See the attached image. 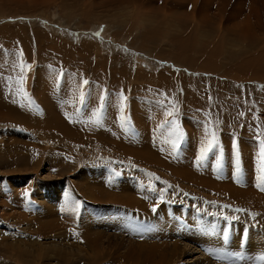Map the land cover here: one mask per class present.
<instances>
[{
    "label": "rangeland",
    "instance_id": "obj_1",
    "mask_svg": "<svg viewBox=\"0 0 264 264\" xmlns=\"http://www.w3.org/2000/svg\"><path fill=\"white\" fill-rule=\"evenodd\" d=\"M0 90V264H264V0H0Z\"/></svg>",
    "mask_w": 264,
    "mask_h": 264
},
{
    "label": "bare ground",
    "instance_id": "obj_2",
    "mask_svg": "<svg viewBox=\"0 0 264 264\" xmlns=\"http://www.w3.org/2000/svg\"><path fill=\"white\" fill-rule=\"evenodd\" d=\"M203 11V10H202ZM21 41V40H20ZM23 42V41H22ZM13 50V49H11ZM9 72V71H7ZM166 76V75H165ZM157 83V82H156ZM11 86V84H10ZM14 89V88H13ZM1 91V90H0ZM61 97V96H60ZM91 108V107H90ZM142 121V120H141ZM216 161V160H215ZM255 167V166H254ZM219 170V169H218ZM217 170V171H218ZM181 171H179L180 173ZM215 173V171H213ZM183 173H186L185 171ZM191 174V173H190ZM219 174H220V171H219ZM199 174H196L194 177L192 175H187L188 178H190L193 182H196L198 183L199 181L197 180ZM247 179V178H246ZM202 180V179H201ZM217 181V180H216ZM204 182V180H202V183ZM201 184V183H200ZM234 184V183H233ZM207 186V185H206ZM239 186V185H238ZM242 187V186H241ZM224 188L227 189V194H231L232 197H234V199H236L237 201H241L242 200V197L245 196V201H248L249 205H253L255 207H257L258 209H262L264 210V197L261 198L260 196H258L257 194H254V192H250V191H241L239 189H235V188H231L229 186H225ZM243 189L245 190H248L247 187H242ZM225 192V191H224ZM109 198V197H108ZM115 200V199H114ZM117 202V201H116ZM118 203V202H117ZM241 203V202H240ZM128 207L131 209V210H134V208L136 207L134 204H132L130 201H128ZM243 204V203H242ZM144 208H138L136 210H143ZM166 226V225H165ZM181 231V230H180ZM201 232V231H200ZM182 233V232H181ZM204 233V232H203ZM195 234V237L199 234V232H194ZM192 237V236H191ZM194 237V238H195ZM199 239L200 243L204 242V239H206V234L204 233L202 238L200 239L199 237L197 238ZM206 241V240H205ZM213 241V240H212ZM186 246V245H185ZM189 246V245H188ZM187 251V250H186ZM217 252V251H216ZM190 257H192L191 255H188ZM178 258V257H177ZM177 260V259H176ZM175 260V261H176ZM199 260V259H198ZM187 264H190L191 262L193 263V261H185ZM184 263V262H183ZM194 264V263H193ZM230 264V263H229Z\"/></svg>",
    "mask_w": 264,
    "mask_h": 264
},
{
    "label": "snow or ice",
    "instance_id": "obj_3",
    "mask_svg": "<svg viewBox=\"0 0 264 264\" xmlns=\"http://www.w3.org/2000/svg\"><path fill=\"white\" fill-rule=\"evenodd\" d=\"M97 35H99V34L97 33ZM84 83H87V81H85ZM82 99H83V97H82ZM181 136H182V134H181ZM214 144H215V138H213V141L208 144L207 151L212 150V148L214 147ZM174 147H176L175 144H174ZM234 147H235V145H234ZM262 151H264V149H262ZM261 179H264V166H262V176H261ZM153 210L155 211V209H153ZM225 235L227 236V233H225Z\"/></svg>",
    "mask_w": 264,
    "mask_h": 264
}]
</instances>
